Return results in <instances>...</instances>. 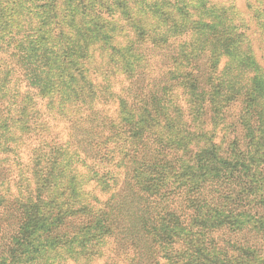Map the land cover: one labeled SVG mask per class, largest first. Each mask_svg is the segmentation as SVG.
<instances>
[{"label":"trees","instance_id":"trees-1","mask_svg":"<svg viewBox=\"0 0 264 264\" xmlns=\"http://www.w3.org/2000/svg\"><path fill=\"white\" fill-rule=\"evenodd\" d=\"M29 1L20 20L0 8L8 74L50 61L44 49L30 56L39 17L58 46L55 86L73 84L65 115L83 113L70 119L73 159L106 161L95 172L110 197L92 192L78 220L102 248L83 264H264V0H34L33 10ZM183 32L189 42L175 43ZM20 208L8 225L0 217L10 261L20 259L10 245L24 230ZM244 231L243 241L229 235ZM70 253L78 264L81 252Z\"/></svg>","mask_w":264,"mask_h":264},{"label":"rangeland","instance_id":"rangeland-1","mask_svg":"<svg viewBox=\"0 0 264 264\" xmlns=\"http://www.w3.org/2000/svg\"><path fill=\"white\" fill-rule=\"evenodd\" d=\"M33 1H29L32 10L35 8ZM238 3L241 5V0ZM24 5L25 0H0L3 12L13 11L16 13L14 17L19 20L25 13L22 8ZM247 17H250L248 12L245 14V18ZM39 19L34 20L35 25L38 24L39 33L28 40L30 56H35L39 50L44 49L45 58L50 60L46 61L47 65L42 71L34 73L29 68L25 75L13 72L9 76L8 68L12 70L13 63L10 58L5 59V52H0V96L4 106L7 104L10 109L5 110L4 117H0V217L3 218L1 222L5 220L3 224L8 225V222L15 220L12 215L15 208L21 207L23 214L20 218L21 221L25 220L22 226L24 230L20 231L23 232L21 238L10 243L18 251L20 259L12 258L10 261V257H0V264H75L72 260L64 259L72 256L70 252H81L74 256L83 255L76 258V263L83 264L88 252L102 248V244H98V238H95L97 232L93 233L86 222L78 220L90 215L82 211V206L90 201L94 192L101 191L100 187L103 185L100 186V175L95 170H104L106 161L82 167L73 159L75 154L73 155L74 148L70 143V119L83 113L80 109L70 107L68 112L71 115H65L64 108L67 106L64 105L68 104V97L72 95L73 84L68 81L63 88L55 86V82L63 74L61 65L54 60L57 58L58 46L50 40L46 32L47 26L38 23ZM190 36V33L183 32L175 43H188ZM16 37L21 39L22 35L16 34ZM172 39L174 40L173 36ZM104 103L105 100L102 101L103 107H107L108 104ZM40 110L47 122L38 116ZM194 145L195 151L202 147V143ZM37 187L41 190L40 194L36 193L39 189ZM99 194L102 199H107L111 192ZM238 224L243 226L244 223ZM191 227L196 234L198 226ZM246 232L248 231L240 235L229 232V235H234L232 238L235 240L243 241ZM250 232L255 231L252 229ZM68 233L74 234L70 243H66ZM4 234L7 235V232L4 231ZM57 240L63 241L64 245L55 244ZM112 241L110 239L104 245L106 253L110 255ZM31 257L36 258L34 262L30 261ZM111 261L113 263L112 259ZM92 264L106 263L104 259H100Z\"/></svg>","mask_w":264,"mask_h":264}]
</instances>
